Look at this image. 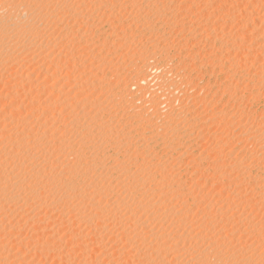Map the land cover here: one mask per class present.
I'll list each match as a JSON object with an SVG mask.
<instances>
[{
  "label": "bare ground",
  "instance_id": "6f19581e",
  "mask_svg": "<svg viewBox=\"0 0 264 264\" xmlns=\"http://www.w3.org/2000/svg\"><path fill=\"white\" fill-rule=\"evenodd\" d=\"M180 1L0 0V264H264V223L249 208L263 204L264 123L242 107L264 95L263 2ZM117 5L135 10L133 27ZM99 14L113 20L109 35ZM83 17L103 36L74 26ZM200 27L213 49L203 70L225 66L208 94L197 89L206 60L170 53L193 46L184 33ZM141 29L153 38L148 60L129 49ZM124 48L137 57L129 74ZM198 142L207 150L195 155ZM248 188L258 197L242 199ZM207 191L226 193L216 217L196 207ZM193 194L199 218L184 201Z\"/></svg>",
  "mask_w": 264,
  "mask_h": 264
},
{
  "label": "rangeland",
  "instance_id": "374dc122",
  "mask_svg": "<svg viewBox=\"0 0 264 264\" xmlns=\"http://www.w3.org/2000/svg\"><path fill=\"white\" fill-rule=\"evenodd\" d=\"M177 1H179V3L181 2L180 0H177ZM235 1H238V0H235ZM261 2L264 3V0H261ZM261 2H260V3H261ZM263 3H261V4H259V5H262V7H264V6H263ZM117 7H119V8L117 9ZM117 7L114 8V10H117V11H115V12L122 13V14L124 13L123 16H124V15H126V16L123 17L122 21H123V23H124L125 25H126V24L129 25V24H130V20H128V19L131 18V16H130L131 12H133V11H135V10H133L132 8L129 9V8H130V7H129L127 12L129 13V10H130L131 12H130L129 14H127V12L125 13V12H122L123 10L121 11L122 8L120 9V7H121L120 5H117ZM260 7H261V6H260ZM220 8H221V7H220ZM222 9H226V8H222ZM132 10H133V11H132ZM120 11H121V12H120ZM259 12H260V11H259ZM127 16H128V17H127ZM129 16H130V17H129ZM96 18H98L99 21H98ZM102 18H103V19H102ZM105 18L107 19V17H105ZM105 18H104V17H101L100 14H99V16L97 15V16L95 17V20L98 21V22L94 21V24H96V26L98 25L99 30L102 29L103 33H104V31H105L104 35H105L106 33H108L107 35H109V34L111 33L110 31H112V30H113L112 28L114 27L113 25H111L112 22H113V20L108 18L107 21H106ZM124 18H125V19L128 18V19L125 20ZM61 19L67 23V21H66L67 18H65V17L63 18V17H62ZM101 19H102L103 21H102ZM79 20H80V21H79ZM79 20H77V21L75 22V25H74V24H73V25L76 26L77 28H78V26H80L79 28H80L81 30L83 29L82 27H84V29L82 30V32H84V35H85V34H86V35L88 34L87 36H88V37H89V36H90V37H93L92 39H98L99 37H102V36H103L100 32H99L100 34H96V35H92L91 33L89 34V32H86V31H87V28H85V26H81V25H82V22L85 23V20H87V17L80 18ZM81 20H82V21H81ZM110 20H112V22H111ZM124 20H125V21H128V22H124ZM104 21H105V22H104ZM187 21H189V20H187ZM65 22H64V25H66ZM95 22H96V23H95ZM107 22H108V23H107ZM76 23H77V24H76ZM84 23H83V24H84ZM98 23H99V24H98ZM102 23H105V24H102ZM106 23H107V24H106ZM61 24L63 25V23H61ZM70 24H71V23H70ZM100 24H102V25L99 26ZM108 24H109V25H108ZM62 25H61V26H62ZM84 25H85V24H84ZM102 26H103V28H102ZM111 26H112V27H111ZM164 26H165V25H164ZM164 26H163V27H164ZM110 27H111V30H110ZM126 27H128V28L130 27V28H131V27H133V26H131V24H130L129 26H126ZM165 27H166V26H165ZM85 29H86V31H85ZM103 29H104V30H103ZM203 29H204V28H202V27L197 28V29L193 32L195 36L193 35V33H192L193 36L191 35V32H189L190 30H188V32H185L184 35L187 34V35H186V37H188L187 39H192V37H197V38H199V39H197L198 41H194V43H193V41H192V42L190 43V45H193V44H194V45H193V46H189V45H188L189 47H188L187 45H185V46H186V47H185V46H180V45L178 44V45L180 46V47H179V46L177 45V46L179 47V49H178L177 47L171 48L170 50H172V51H171L170 53H172V55L174 56V58L176 57V58H175V61H176V62L178 61V60H177V57L180 56L182 59L184 58L183 60H186V61L188 60V62L190 63V62H191V59L189 60L187 57L191 56L192 54H196V58H198V61L202 60V61H200V62H204V61L206 60V63L204 62L205 64L203 65V68H202V72H203V73H202V75H199V76H198L199 79H197V81L200 83L199 86L197 87V89L204 88V87L206 86V87H205L206 89L204 88V90H203V89H200V90H201V91H204L205 94H208V93L210 92L212 86L215 87V86L219 85L220 83L218 84V81L220 82V81H222V80L224 79V76H225V70H224V68H225V66H223V67H219V66L222 64V63H221L220 65L217 66V69L215 68V70L217 71V73H216L215 71H212V70H211L212 72H209L211 68H210V65H208V64H209V63H208V61H209L208 59L211 57V55H212V53H213V52H212L213 49H212V46L209 45V42H207V38H209V33H208L207 31H204ZM141 30H142V29H141ZM141 30H140V34H141V32H142L143 34H141V35L139 34L140 38H137V37H136L137 40H138V39H141V40L137 41V40L134 38L133 43L131 42V46H130L131 48H129V49H130V50H133V51H135V52H136V51L143 52V53L146 55V57H147V55H148V57L146 58V59L148 60V59H150L149 56L151 57V55H149V54L151 53V51L153 50V48H152L151 45H149V46H151V47H149V49H147L148 47H146V46H148V44H152V42L150 43V41H151V39H153V38L150 36V33H149L148 31H146L147 34H146V32H145V34H144V31H145V30H142V31H141ZM234 30H235V31H236V30L238 31V28H235ZM234 30H232V31H234ZM230 31H231V30H230ZM85 32H86V33H85ZM148 33H149V34H148ZM182 33H183V32H182ZM199 33H200V34H199ZM207 33H208V34H207ZM197 34H198V35H197ZM57 35H58V34H57ZM60 35H61V34H60ZM86 35H85V36H86ZM142 35H144V36H142ZM148 35H149V36H148ZM87 36H86V37H87ZM139 36H138V37H139ZM141 36H142L144 39H143ZM147 37H149V38H147ZM189 37H191V38H189ZM177 38H178V37H176V36H175V39H174V37L172 38V40H174V42L177 41V42H175L176 44L179 42V40H177ZM149 39H150V41H149ZM178 39H179V38H178ZM203 39H204V40H203ZM68 40H69V39H68ZM143 40H144V44H146V43L148 42L146 46L144 45L145 47L142 45ZM199 40H200V42H199ZM136 41H137L139 44H141L142 46H141V45H137L138 43H137ZM140 41H141V42H140ZM145 41H146V42H145ZM135 43H137V44H135ZM192 43H193V44H192ZM204 44H205V45H204ZM136 45H137V46H136ZM200 46H201V48H200ZM151 48H152V49H151ZM183 48H184V50H183ZM210 48H211V49H210ZM127 49H128V48H126V49L124 48V52H125V51H129V52H125L124 54H129V53H131V54H130L131 56H129V59H128V58H125L126 60L123 59L124 56H126V55L123 54V52H122V53L120 52V55L122 54V56H121L120 58H119V56H120L119 53H118V56H115V57H118L122 62H124V61L127 62V63H126V62L123 63V64H125V66H126V64H127V66L129 67V68H128L129 70H128L127 68H126V71L124 70L125 73H126V72H130V71H131V70H130V68H131L130 65L135 63V62L133 63V60H132L131 58H133L134 61H135L136 58H137V57H135V56L133 55V54H134L133 51L131 52L130 50H127ZM145 49H147V50L150 51L149 54L146 53V52H148V51H146ZM174 49H176V50H174ZM122 51H123V50H122ZM181 52H182V53H181ZM194 52H195V53H194ZM132 53H133V54H132ZM145 55H144V56H145ZM175 55H176V56H175ZM209 55H210V56H209ZM115 57H114V62L116 63L118 60H117V58H115ZM122 57H123V58H122ZM134 57H135V58H134ZM144 58H145V57H144ZM185 58H186V59H185ZM203 58H204V59H203ZM122 59H123L124 61H123ZM130 59H131L132 61H129ZM120 60H119L118 62H120ZM207 60H208V61H207ZM120 63H121V62H120ZM128 63H129V64H128ZM130 63H131V64H130ZM189 63H188V64H189ZM207 63H208V64H207ZM190 64H192V62H191ZM190 64H189V68H190V69H189V68H188V69L190 70L189 72L191 73L192 70H193V69H192L193 66L190 65ZM206 64H207L208 66H207ZM205 65H206V67H205ZM222 65H223V64H222ZM222 65H221V66H222ZM127 66H126V67H127ZM204 67H205V68L209 67V68H207V70L209 69V71H206V69L203 70ZM132 68H133V65H132ZM153 69H155V68H153ZM153 69H149V70L151 71V72H149V73H150V74L152 73L151 76L149 75V77H150L149 80H151V81H149V83L151 84V86H155V84H156L155 76H156L157 73L159 72L158 70H156V69L153 70ZM194 71H195V72H194ZM154 72H155V73H154ZM206 72H207L209 75H207ZM125 73H123V71H122L121 74L123 75V74H125ZM126 74H129V73H126ZM126 74L123 75L124 78H125ZM153 74H154V75H153ZM194 74H196V70H195V69H194L193 72H192V75H194ZM203 75H204V76H203ZM216 76H217V77H216ZM151 77H152V78H151ZM200 77H201V78H200ZM205 77H206V78H205ZM128 78H129V77H128ZM202 78H203V79H202ZM219 79H220V80H219ZM128 80H130V79H128ZM154 81H155V82H154ZM151 82H152V83H151ZM198 82H197V83H198ZM154 83H155V84H154ZM208 83H209V84H208ZM216 84H217V85H216ZM209 85H210V86H209ZM202 86H204V87H202ZM207 86H208V87H207ZM199 87H200V88H199ZM210 87H211V88H210ZM134 88H135V87H133V89H131V90L133 91ZM208 88H209L210 90H209ZM135 89H136V88H135ZM197 89H196V91H195V90H194V91L197 92V94H198V93H199V90H197ZM205 90H207V92H205ZM208 90H209V91H208ZM201 91H200V93H199L200 96H201V94H202ZM133 92H137V90H136V91H133ZM137 93H138V92H137ZM137 93H134V94L136 95ZM139 94H140V93H138V95H139ZM197 94H196V95H197ZM205 94H204V95H205ZM202 95H203V94H202ZM197 96H198V95H197ZM136 97H137V96H136ZM138 97H139V96H138ZM138 97H137V98H138ZM140 97H141V94H140ZM145 97H147L146 99H148L149 96L147 95V96H145ZM145 97L143 96V98H145ZM180 97L182 98L183 96L180 95ZM181 98L179 99V101H178V100H177V101L180 102V103H181V102H182V103H185V102L187 103V102H188V101H185V99H187V98H185V97L182 98V99H184V101H183V100L180 101ZM210 99H211V98H210ZM187 100H188V99H187ZM177 101L175 100V101L173 102V103H175V102L177 103V104L175 103V104L173 105V106H175V108H177V107L179 108V106L182 104V103H181V104L179 103V104H180V105H179ZM246 101H247V100H246ZM251 101H252V102H251ZM189 102H190V101H189ZM244 103H245V104H244ZM244 103H243L242 107H245V106L247 107V106H248V108H250V107L252 106V108L254 107V108H253L254 110L252 109L253 111H256V110H257V112H258L257 114H258V115L256 114V116L254 117V119L257 120L256 122H257V123H264V120H263L264 118L261 117V116H264V114L262 115V112H261V109L263 110V108H264V95L262 94V95H261L259 98H257L255 101H254V100H250V101H247V102H244ZM248 103H249V105H248ZM250 103H251V104L253 103V104L251 105ZM259 103H260V104H259ZM253 105H254V106H253ZM261 105H262V106H261ZM246 107H245V108H246ZM161 108H164V107L162 106ZM173 108H174V107H172V108L170 109V111L168 110V111H169L168 113H169L170 115H173V114L175 115V113H177V112H176L177 110H176V111H172ZM175 108H174V109H175ZM210 108L213 109V106H210L208 109H210ZM255 108H256V110H255ZM257 108H258V109H257ZM229 109L231 110V108H229ZM174 112H175V113H174ZM260 112H261V113H260ZM259 113H260V115H259ZM156 116H159V115H156ZM156 119H157V118H156ZM159 119H160V117H159ZM157 120H158V119H157ZM262 120H263V122H262ZM249 123L251 124V123H255V122L250 120ZM249 123H248V124H249ZM257 123H255V124H257ZM217 132H218L217 129H214V130H213V133H215V135L218 134ZM71 137H72L73 139L77 140V139H76L77 137H76L75 135H72V136L70 135V137L68 136V138H70V140H71ZM74 137H76V138H74ZM73 139H72V142L75 141V140H73ZM205 140H206V139H205ZM205 140L203 139V141L207 144L209 140H206V141H205ZM203 141H200V142L204 143ZM200 142H198V145L200 144ZM202 143L200 144L201 147H202V149H201V147H200L201 150H200L199 148L194 147V148H195V149L193 148L194 150H192V151L189 150V151H190L191 153L193 152V154L196 153L195 155H197V153H202V152H204V151H202V150H207V148H206V147L204 148V146H205L206 144L204 143V144H205V145H204V144H202ZM159 147H160V146H158L157 151H158L159 153L161 152L160 154L163 156V153H162V147H160V148H161V151H160V148H159ZM197 147H198V146H197ZM158 149H159V150H158ZM196 149H199V150H196ZM195 150H196V151H195ZM207 152H208V151H206L205 153H207ZM160 154H159V157L157 156V161H158L159 158L162 159V157H160ZM174 158H175V157H174ZM174 158H173V160H174ZM160 159H159V160H160ZM134 160H135V159H134ZM173 160H171V161H173ZM185 165H186V164H185ZM185 165H183V166L180 167L181 169H184L183 171H182V170L180 171V169H178L179 167L176 166V169L178 170V173H179V172H180V173H185L184 171H186V169H187V165H186V166H185ZM261 166H263V164H262ZM177 167H178V168H177ZM182 167H184V168H182ZM263 167H264V166H263ZM185 168H186V169H185ZM189 177H190L189 175H185V176H183V181L185 182V178H186V181H187L186 184H185V185L187 186L186 188L190 187V186H188L187 184L190 185V183H191V181H192L191 179L194 178V177H190V178H189ZM187 178H188V179H187ZM195 179H196V178H195ZM189 180H190V181H189ZM188 181H189L190 183H188ZM261 187H263V188H261V190L259 189V191H260L261 193H263V195H262L261 193H259V194H260V198H259L258 195L255 194V192L252 191L250 188H248V189L245 190V191H247L246 193L243 191V193H241L242 196H241V195L236 196L235 194L230 195V193H227V197L231 198L232 196H234V197L231 198L232 201H235V199H236L237 197H240V196H241L242 199H243V198H246V196H248V198L258 197V199H259V205H260V203H261V204H262V203L264 204V192H262V191H264V183L261 185ZM207 192H208L207 194H206V192H205V193H203V195H201V194H199V195H197V194H193V195H191V196H190V195H186V196H184V197H185L184 201H189V202L191 203V206H190V207H192L193 204H192L191 201H192V200L195 201V197H197L198 200L196 199L197 201L195 202V203L197 204L196 207L199 208V209H201V207H202L203 205H206L205 208H206V207H207V208L209 207V208L211 209L210 211H212L213 214H214L215 217H216V213H217V212L215 211V208H217L216 210H218L219 207L217 206V204H220V205L222 204L223 198H224V199L226 198V196H225V197H223V196H224L226 193H225L223 196H220V195L217 196V194H216V195H213V194H210L209 191H207ZM252 192H253L254 194H253ZM205 194H206V197L204 196ZM209 194H210V195H213L215 198H216V196H217V199H218V200L220 199V200L218 201V200L215 199L213 196H211V197L214 198L215 200H214V199L211 200L210 197H209ZM243 194L246 195V196H244ZM249 194H250V195H249ZM194 195H197V196H195V197L192 198V196H194ZM207 195H208V198L210 199V201H213V204H212L211 202H208L209 199L206 200ZM261 195L263 196V200H262V198H261V197H262ZM187 196H190V197H188L189 199L187 198ZM200 196H201V198H200ZM219 196H220V198H219ZM243 196H244V197H243ZM249 196H250V197H249ZM202 197L205 198V199H203ZM221 197H223V198H221ZM235 197H236V198H235ZM186 198H187L188 200H187ZM191 198H192V199H191ZM241 198H240V199H241ZM201 200H202V202H201ZM203 200H204V201H203ZM205 200H206V201H205ZM216 200H217V201H216ZM237 200H238V201H237ZM260 200H261V201H260ZM199 201H200V202H199ZM214 201H215V203H214ZM207 202H208V203H207ZM219 202H221V203H219ZM235 202H236V203L239 202V204H241L238 198L236 199ZM235 202H232V204L234 203V205L238 207L239 205H237ZM198 203H199V205H202V206L200 207V206L198 205ZM201 203H203V204H201ZM206 203H207V204H206ZM208 204H212V205L215 204V206H217V207H214V210H212V208H213L212 205H211V207H210V205H208ZM263 204L260 206V208L263 209V210L259 209V206H258V210H260V211H258V212H257V210H253V207H252V206H251L252 208L249 207V208L251 209L252 212L255 211V212L257 213V214H256V213L254 212V213H255V218H256V219H254V220H255V221L257 220L256 223H259V224H262V225H263V223H264V220H263V219H264V215H263V214H264V205H263ZM194 205H195V204H194ZM207 205H208V206H207ZM220 205H219V206H220ZM223 205H224V204H223ZM179 206H181V203H180V204L178 203V207H179ZM198 206H199V207H198ZM221 206H222V205H221ZM262 206H263V207H262ZM196 207L193 206V207L191 208V214H190V211H189V214H190V216L196 215V216H198V218H199V217H201V216L203 215V214L200 213V212H203L202 210H203V209L206 210V209L203 208V207H204V206H203L202 209H201V211L198 209V211H200V212H198V211H196V210H193V209H195ZM179 208H180V207H179ZM249 208H248L247 212L250 214L251 211L249 210ZM229 209H230V208H229ZM195 211H196V212H195ZM207 211H208V210H207ZM210 211H209V213H210ZM230 211L232 212V214H233V212H235L234 210H229V212H230ZM192 212H193V213H192ZM215 212H216V213H215ZM231 212H230V214H231ZM235 213H237V212H235ZM238 213H239V212H238ZM238 213H237V215H241V214H238ZM254 213L252 214L253 216H254ZM192 214H193V215H192ZM201 214H202V215H201ZM210 214H211V213H210ZM213 214H212V216H214ZM249 214H246V215H248V217H249V216H251V215H249ZM237 215H236V216H237ZM244 215H245V214H244ZM244 215H243V216H244ZM193 217H194V216H193ZM215 217H214V218H215ZM244 217H247V216H244ZM258 217H260V218H258ZM260 219H262V221H261ZM258 220H259L260 222H259ZM255 221H254V222H255ZM263 230H264V229H263ZM263 230H262V231L260 230V232H261L262 234L259 232V235H260L259 237H260V239H263V238H264V231H263ZM213 232H214V231H211L210 233H213ZM218 232H219V230H218ZM221 232H222V230H221ZM263 240H264V239H263ZM203 247H204V246H202V248H203ZM259 247H261V248H259ZM259 247L257 248V249H258L257 251H258V252L261 251L260 253H262V254H263L262 256H264V248H263L264 245H263V246L260 245ZM262 248H263V249H262ZM260 249H262V250H260ZM259 250H260V251H259ZM258 252H257V253H258ZM224 253H225V252H224ZM260 253H259V255L261 256Z\"/></svg>",
  "mask_w": 264,
  "mask_h": 264
}]
</instances>
